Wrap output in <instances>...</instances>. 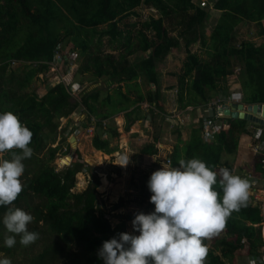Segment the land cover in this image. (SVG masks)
Masks as SVG:
<instances>
[{"label":"trees","instance_id":"obj_1","mask_svg":"<svg viewBox=\"0 0 264 264\" xmlns=\"http://www.w3.org/2000/svg\"><path fill=\"white\" fill-rule=\"evenodd\" d=\"M139 6L152 9L143 20L137 18ZM211 10L218 16L208 26ZM130 17L136 19L125 22ZM263 20L264 0H208L203 5L199 0H0V114L12 112L33 134L29 145L33 155L23 161L25 171L20 178L23 191L11 205L0 206V241L10 235L3 225L8 207L20 208L35 218L28 230L38 233L40 240L39 249L26 254L24 264H56L62 259L67 264H104L97 250L104 241L127 233L126 221L136 214L111 213L125 206L127 200L120 197L107 207L99 191L101 176L94 166L86 165L87 184L79 191L74 190L75 175L82 170L78 161L55 168V151L66 141L65 135L57 137L68 126H60L59 119L84 112L79 123L85 124L83 127L90 123L95 126L93 146L112 154L119 151L113 141L120 135V126L129 132L131 125L149 116L155 133L138 154H157L159 132L163 129L157 120L164 106L156 67L171 49L180 46L184 47L185 57L180 71L175 72L179 107L205 106L214 95L228 94L227 76L231 71L237 73L241 99L260 107L264 103V40L231 42L240 22L254 23L257 35L264 37ZM195 43L204 54L192 50ZM71 52L76 53V72L91 74L100 84L78 87L75 96L65 90L62 79L48 84L42 95L26 90L34 76L45 72L48 65L59 63L64 73ZM55 53L59 58L53 57ZM130 56L135 60L131 61ZM13 61H31L28 65L32 67L14 69ZM235 66L237 69L233 70ZM140 81L153 86L143 92ZM66 85L75 92L74 82ZM110 85L112 91L108 89ZM53 99L55 103L44 110L43 104ZM145 101L148 107L144 111ZM119 113L123 114V121L116 124ZM227 121V131L212 132L206 139L201 116L197 125H191L187 139L181 138L178 124L170 125L174 143L165 163L178 167L180 159L199 158L213 171L223 163L230 171L231 165L222 160V154L236 152L238 137L247 132L250 121L243 117H230ZM254 123L249 126L258 128V137L260 134L264 141V123ZM67 130L72 133L74 125L71 123ZM254 141L257 139L252 137ZM10 157L11 153H5L3 158ZM111 170L121 175L119 166L112 164ZM253 173L264 175V151L255 154ZM149 177L144 173L139 185V192L148 202ZM213 187L222 197L219 183ZM259 212L248 202L239 211H232L224 228L237 231L234 241L229 242L222 233L211 236L204 264H234V251L242 247L247 254L259 252ZM111 216L118 217V221L113 223ZM19 239L17 236V246Z\"/></svg>","mask_w":264,"mask_h":264},{"label":"clouds","instance_id":"obj_2","mask_svg":"<svg viewBox=\"0 0 264 264\" xmlns=\"http://www.w3.org/2000/svg\"><path fill=\"white\" fill-rule=\"evenodd\" d=\"M77 84L78 87L85 86ZM64 86L72 96L79 90L71 92L66 83ZM200 109L201 106L197 108L198 113ZM88 125L82 130L94 135L95 126ZM74 127V131L79 128V121ZM32 135L12 112L0 114V206L11 205L23 191L20 178L25 171L23 161L33 155V149L29 147ZM5 153H11L10 159L3 158ZM123 161L118 165H127L129 157H124ZM255 175L252 172V176ZM217 183L222 197L214 190ZM250 185L226 168L213 171L199 158L180 159L178 167H161L147 180L151 193L149 202L154 205V210L148 214L137 213L131 221L133 230L139 235L119 233L118 237L104 241L97 255L104 264H204L207 248L202 241L223 229L232 211L246 206ZM34 219L20 208L8 207L3 225L10 235L5 237L4 245L13 248L17 236L22 246L35 243L39 234L28 230ZM263 221L259 223L260 237ZM0 264H11V260L0 258Z\"/></svg>","mask_w":264,"mask_h":264},{"label":"rangeland","instance_id":"obj_3","mask_svg":"<svg viewBox=\"0 0 264 264\" xmlns=\"http://www.w3.org/2000/svg\"><path fill=\"white\" fill-rule=\"evenodd\" d=\"M198 1V0H196ZM200 3L206 4L208 0H199ZM139 12V20L145 19L150 13L152 9L145 6H139L137 8ZM210 15L207 23L208 26L213 25L218 16V12L210 11ZM135 17L127 18L125 22L135 20ZM264 23V20H263ZM123 25V24H122ZM264 25V24H263ZM257 26L254 23H245L240 22L235 29L234 39H232L233 44H237L243 39H252L255 42H259L260 40H264V37L257 35ZM105 41V40H104ZM105 48L108 49L107 44ZM192 50L196 52H203V49L199 47L198 43L192 45ZM64 51L68 53L67 47H64ZM71 60L67 63L66 71L61 73V67L59 63H53L55 65L52 72L47 71L44 76L42 75L41 78H36L32 80V84L26 87L27 91L35 90V93L38 95H42L47 85L56 81V79H62L64 83L66 82H74L76 84L80 78L81 81L84 82V85H90L94 80L93 75L91 74H78L76 72L77 62L76 53L71 52ZM185 57V50L184 47L180 46L175 49H171L167 55L163 58L162 62L157 64V71L159 73L161 86H162V104L164 106V112L161 116H158L159 122H161L163 129L159 132L161 137L160 142H157L158 152L155 155H139L138 150L139 148L150 141H152L153 132L155 133L154 125L151 122V117L147 116V119L144 121H138V123H134L131 125L129 132L125 131L122 126H120L119 132L120 135L118 138H115L113 144L117 145L118 150L112 154H106L101 150H97L94 148L92 143L93 135L82 130L83 125L79 123V128L76 131H72V133H68L67 128L72 125H76L79 120L84 118V114L77 111L72 113L69 118L61 117L59 119V125L64 126L68 125L66 130L59 132L57 139L61 136H66V141L61 142L60 145L57 147L55 151V156L52 160L55 168H59L64 164H68L71 161H78L81 167V171L77 172L76 177V184L75 189L76 191L81 190L85 184H87L88 176H87V166H94L96 170L99 172L101 176V187L99 191L103 194V200L106 202L107 207L109 208L112 203L118 200V198L122 197L124 200H127L125 206L120 207L111 211V213H130V214H137V213H144L148 214L154 210V205L148 202V198L142 196V193L139 192V185H140V178L144 173L151 174L153 171L158 170L161 167H169L170 164L165 163V156H168V152L171 148V145L174 143V135L169 131L170 127L168 126V117L177 118L176 115H179L182 120H184V124L180 125V132L185 134L186 128L190 129L191 123L189 122L191 118L200 115L198 113L197 107L193 108L195 112L191 114V107L188 105L186 107H179L177 100H176V92H175V81L176 75L175 72L180 71L182 58ZM65 58L67 54H65ZM131 61L135 60L134 56L129 57ZM70 59V58H68ZM12 68L20 69V68H30L32 67L30 64L26 65L24 62L21 61H14L12 62ZM236 69V66L233 68ZM235 73V74H234ZM231 75H228L229 80L238 81L237 73L234 72ZM79 80V81H80ZM228 81V80H227ZM143 82V81H140ZM98 83V82H97ZM238 82H236L237 84ZM100 84V83H98ZM142 89L143 92L147 91L149 87H152L153 84L150 82H143ZM109 91H112V85L108 87ZM54 96H57L54 95ZM56 100H49L43 104V109L48 110ZM143 108L148 107V103L145 101L142 105ZM146 109H144L145 111ZM196 115V116H195ZM121 113H119L115 117L116 124L121 122L120 118ZM185 116V117H184ZM165 117V118H164ZM178 120V119H177ZM166 123V124H165ZM180 123V122H179ZM134 133V134H133ZM133 134V135H132ZM74 138H71V137ZM71 138V139H70ZM73 140V141H72ZM56 142L52 145L54 146ZM250 144V143H249ZM241 154L239 153V156ZM243 155V154H242ZM67 156V157H65ZM230 155L227 153L222 154V159L229 157ZM129 157V163L125 166H120L118 164H122L123 158ZM65 158L67 160L63 161L62 159ZM242 158V156H241ZM82 163H86L83 164ZM237 163V160H235ZM112 164L119 166L121 169V175H117L111 170ZM87 165V166H86ZM109 172V176L107 173ZM254 177L248 178L249 185ZM148 196L150 198L151 193L148 190ZM248 196L252 197V187L250 185L248 190ZM142 200V202H139ZM134 218H130L126 221L127 225V233L131 235H139L138 232L133 230L131 221ZM111 220L113 223L118 221V217L111 216ZM224 234L227 237L229 242H233L237 231L229 230L228 228H224L223 230H219L217 234ZM212 238H207L202 241L203 245L209 246L211 243ZM31 245V246H30ZM27 248H31L32 250L25 249L21 245H15L13 248H7L4 245V241H0V258H9L11 260V264H24L26 259V254L32 253V251H36L39 249L40 240H36V244H30ZM247 253L244 251L243 248H238L234 251L233 255V263L234 264H246L247 263ZM56 264H67L63 259L59 260Z\"/></svg>","mask_w":264,"mask_h":264},{"label":"crops","instance_id":"obj_4","mask_svg":"<svg viewBox=\"0 0 264 264\" xmlns=\"http://www.w3.org/2000/svg\"><path fill=\"white\" fill-rule=\"evenodd\" d=\"M21 62H24V63H27L28 64L31 61H21ZM50 69H52L51 71L54 72L53 71L54 67L53 66L52 67L51 66L49 67V65H48V68L46 69L45 72H39L34 77L41 78L42 79V75L41 74H43V76H44V74L47 71H50ZM232 73H234V71L233 72L231 71L230 73H228V75H231ZM227 80H228L227 81L228 89L238 90L239 93L241 94V92L239 90V86L236 85L237 80L233 82L232 80H229V77L228 76H227ZM97 82L100 83V80L99 81L93 80L92 83L90 85H88V87L95 86L96 84H98ZM215 96L216 95H214L213 98ZM193 108H195V107H192L191 108L192 109V110H190L191 111V114L193 112H195L193 110ZM80 113L84 114V112H80ZM229 113H230L229 114L230 116H228V118H230V117H232V118H235V117H238V118H241V117L246 118L247 115H249L250 117L248 119H249L250 122L253 121V122L257 123V124L258 123H264V107L262 105L260 107H257L256 105H253V104H251V105L250 104H247L242 99L240 101V104L239 105H236L233 108V110L229 109ZM240 114H242V116H240ZM121 115L122 116H120V118H121V121H123V114L121 113ZM84 116H85V114H84ZM176 117L177 118L175 119L173 117H170V115H169V117H168V124L169 125L168 126L175 125L173 123H176L177 122V124L179 126V129H180V125L179 124H184V120L185 119L182 120V118L179 115H176ZM199 121H200V115H197L196 117L191 118V120L189 122L191 123V125H195ZM227 124H228V121H227ZM247 126H248L247 127V132H245L243 134H240L239 137H238L237 146H236V152L234 154L230 155L229 157L224 158L222 160L229 162V164L231 165L230 173L232 175L239 176L241 178H244L246 180H249L248 178H251V176H252V172H253V169H254V162H255V154L252 153V149H251V146H250L251 143H252V137H254V139H257V143H259L258 144L259 146H263L264 141H262L260 139V136H261L260 134H259V137H258V133H259L258 132V130H259L258 128H255V130H253L252 126H249V123H247ZM185 130H186L185 131L186 132L185 134H182V131L180 132V135H181V138L182 139H187L189 137L190 129L189 128H186ZM202 132H203V138H205V139L206 138H210L213 135V133H211L210 134V137H206L205 134H204V130ZM239 153L241 154L240 156H239ZM241 156H242V158H241ZM235 160H237V163H235ZM224 165H226V164L223 163L222 166L219 169L224 168ZM219 169H217L215 171L219 172ZM247 202H248V204H250L251 207H257V208H259V211H260L259 214L261 215V218L263 220L264 217L262 216V213L264 212V204H255V203H253L251 201L250 198H248ZM258 248L260 250L259 252L247 254L248 256H247V263L246 264H250L249 263V258H250L251 255H254V254H260L261 255L254 262V264H264V253H262V251L260 249V245H259Z\"/></svg>","mask_w":264,"mask_h":264},{"label":"built area","instance_id":"obj_5","mask_svg":"<svg viewBox=\"0 0 264 264\" xmlns=\"http://www.w3.org/2000/svg\"><path fill=\"white\" fill-rule=\"evenodd\" d=\"M55 58H59V55L54 54ZM52 67V66H51ZM75 91L78 90V84L75 85ZM241 101V94L238 90L228 89V94H218L216 97L210 100L205 106H201L200 116L203 119V130L206 137H210L212 132H217L221 130H227L229 125L227 124L228 111L230 108L239 105ZM264 107V103L262 104ZM259 143H251L252 153L257 154L258 151H264L263 146H259ZM262 161V160H261ZM251 181L252 186V197L251 201L255 204H264V175L257 174L253 176ZM264 217V212L262 213ZM262 241L260 243V249L264 253V229L261 233ZM260 254L251 255L249 258V263L254 264V262L260 257Z\"/></svg>","mask_w":264,"mask_h":264},{"label":"water","instance_id":"obj_6","mask_svg":"<svg viewBox=\"0 0 264 264\" xmlns=\"http://www.w3.org/2000/svg\"><path fill=\"white\" fill-rule=\"evenodd\" d=\"M240 116H242V114H240ZM71 139V138H70ZM65 157H67V156H65Z\"/></svg>","mask_w":264,"mask_h":264}]
</instances>
